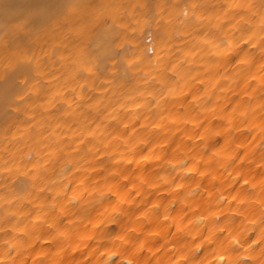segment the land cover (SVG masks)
<instances>
[{"label": "bare ground", "instance_id": "bare-ground-1", "mask_svg": "<svg viewBox=\"0 0 264 264\" xmlns=\"http://www.w3.org/2000/svg\"><path fill=\"white\" fill-rule=\"evenodd\" d=\"M262 16L0 0V264H264Z\"/></svg>", "mask_w": 264, "mask_h": 264}, {"label": "clouds", "instance_id": "clouds-1", "mask_svg": "<svg viewBox=\"0 0 264 264\" xmlns=\"http://www.w3.org/2000/svg\"><path fill=\"white\" fill-rule=\"evenodd\" d=\"M252 14H255L254 12ZM261 22H264V16L261 17ZM264 40V36L261 37ZM258 131L261 133V139L264 140V122L258 127ZM261 190L264 191V184L261 185ZM260 210L259 213L253 214L247 217V221L249 224H256L261 219H264V199L259 201ZM259 235L261 238H264V226L261 227ZM125 264H137V260L134 255L128 256L125 258Z\"/></svg>", "mask_w": 264, "mask_h": 264}]
</instances>
